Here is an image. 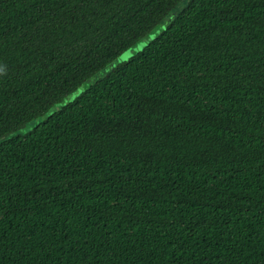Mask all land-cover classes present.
<instances>
[{
  "label": "trees",
  "instance_id": "trees-1",
  "mask_svg": "<svg viewBox=\"0 0 264 264\" xmlns=\"http://www.w3.org/2000/svg\"><path fill=\"white\" fill-rule=\"evenodd\" d=\"M181 2L0 0V264H260L264 172L242 157L264 122L258 6Z\"/></svg>",
  "mask_w": 264,
  "mask_h": 264
},
{
  "label": "snow or ice",
  "instance_id": "snow-or-ice-1",
  "mask_svg": "<svg viewBox=\"0 0 264 264\" xmlns=\"http://www.w3.org/2000/svg\"><path fill=\"white\" fill-rule=\"evenodd\" d=\"M75 2L82 3V6L87 5L88 8L94 7V0H75ZM187 3L188 0H183V2H181L180 4V7L184 8ZM214 4L219 8H223L224 13L226 15H231L234 19L237 17H243V15H245V13L241 12L240 10L241 7L245 5H247L248 8H253L258 6L257 10L259 12V19L257 23L261 31L264 32V0H214ZM225 5H227V7H225ZM248 14L250 15L251 13ZM76 15L78 18L73 21V27L78 28L80 30L81 35L95 34L93 33V28L99 27L101 18L95 12H88L87 10H84L83 7H82V11L80 13H77ZM131 38L135 39V35L133 34ZM148 39L151 40L153 39V37L149 36ZM142 48H144V44L142 43L138 44L136 46L135 51L139 52ZM130 55L131 53L126 52L123 56L120 57V61L128 60ZM113 67H115V65H113ZM3 70H4L3 67H0V72H2ZM201 79H203V77H201ZM257 87L260 90H264V73H262L260 76V81L258 86L255 83H252L251 80H249V84H248L249 91ZM80 91H83V89H81ZM79 95L80 92H76L74 96L71 97L70 99H75V96H79ZM259 128L261 129L259 135L252 134L249 137V144L251 146L250 152L243 153L242 157L244 161H249L250 165L258 162L260 171L264 172V122H262L259 125ZM5 139H9L7 133L0 135V144H2ZM113 139H115L114 136ZM144 143L148 144L147 141H144ZM148 147L157 152L167 151V149H165L162 145L159 144L148 145ZM216 147L218 151L232 152V154L235 155V152L232 150V147L226 145L223 141L218 142ZM102 149H104V145L100 144L96 147L95 150L100 151ZM76 179L83 182L84 178L77 176ZM89 180H91V177H89ZM15 194H16L15 188L12 185H8L7 181L4 179V170L2 168V165H0V222H2L4 216L8 215L9 208L6 207V204L15 203L13 199ZM39 250L41 252L44 251L43 248ZM0 251H2V249H0ZM262 252H264V250H262ZM249 258H251V254H249ZM260 264H264V254L260 256Z\"/></svg>",
  "mask_w": 264,
  "mask_h": 264
},
{
  "label": "rangeland",
  "instance_id": "rangeland-1",
  "mask_svg": "<svg viewBox=\"0 0 264 264\" xmlns=\"http://www.w3.org/2000/svg\"><path fill=\"white\" fill-rule=\"evenodd\" d=\"M181 4V3H180ZM180 4L178 5V6H176V8L174 9V12H173V14H176V13H178L179 11H180V9H181V7H180ZM167 25V21L166 22H163L162 23V25H160L159 27H157V28H155L153 31H152V33L149 35V36H152L153 38L158 34V33H160V31H161V29H164V27ZM162 26V27H161ZM149 36H146V37H144L142 40H139L138 42H136V44L131 48V49H129V50H127V51H125V52H123L122 54H120V56L113 62L114 64H116L118 61H120V57L121 56H123L126 52H128V53H131V55L130 56H132L135 52H137V51H135V49H136V46L138 45V44H144V46L145 45H147L148 43H149ZM152 40V39H151ZM129 56V57H130ZM124 61H126V60H124ZM124 61H120V62H118V63H121V62H124ZM104 75V71H101L100 73H98V74H96L95 76H93L92 78H90L89 80H87V81H85V83H83L82 85H80V87L74 92V94L76 93V92H81L80 90L81 89H85V87H87V86H89V85H91L95 80H97V79H99L100 77H102ZM74 94L72 95V97L74 96ZM58 105H56V106H54V109L53 110H51V111H56L57 109H58ZM50 111V112H51ZM35 124V122H32V123H30V124H28L27 126H25V127H23L22 129H21V133H24V132H28V131H30L32 128H33V125Z\"/></svg>",
  "mask_w": 264,
  "mask_h": 264
}]
</instances>
